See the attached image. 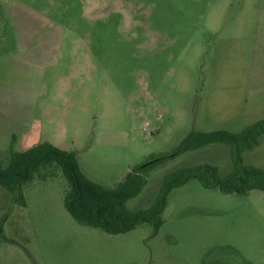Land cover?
<instances>
[{
    "label": "rangeland",
    "instance_id": "obj_1",
    "mask_svg": "<svg viewBox=\"0 0 264 264\" xmlns=\"http://www.w3.org/2000/svg\"><path fill=\"white\" fill-rule=\"evenodd\" d=\"M261 119L264 0H0L4 168L31 137L75 151L88 178L113 188L192 130ZM205 163L230 174V147L158 166L127 209L149 208L167 174ZM244 163L264 169V135ZM68 188L57 165L23 187L25 205L0 186V264H264V192L192 180L170 193L157 233L111 235L70 216Z\"/></svg>",
    "mask_w": 264,
    "mask_h": 264
},
{
    "label": "trees",
    "instance_id": "obj_2",
    "mask_svg": "<svg viewBox=\"0 0 264 264\" xmlns=\"http://www.w3.org/2000/svg\"><path fill=\"white\" fill-rule=\"evenodd\" d=\"M263 135L264 119L249 124L240 132L192 130L171 151L151 154L144 162L133 166L124 181L113 188H106L88 178L80 168L75 151L42 142L24 151L11 150L5 168L0 161V186L11 192L17 203L25 205L23 187L32 182L42 168L57 165L69 186L64 206L78 224L101 229L111 235L125 234L140 225L150 224L157 233L163 224L162 216L170 193L192 180L198 181L203 188L217 189L223 194L247 196L254 190L264 192V169L244 163V154L258 147ZM213 144L230 147L233 162L230 174L222 176L216 166L207 163L180 168L164 177L149 208L139 211L127 209V202L143 191L148 176L158 166Z\"/></svg>",
    "mask_w": 264,
    "mask_h": 264
},
{
    "label": "crops",
    "instance_id": "obj_3",
    "mask_svg": "<svg viewBox=\"0 0 264 264\" xmlns=\"http://www.w3.org/2000/svg\"><path fill=\"white\" fill-rule=\"evenodd\" d=\"M44 55V54H43ZM31 137H26L25 138V145H27V146H25V148L22 150V151H24V150H27V149H29L30 147H32V141H30L31 139H30ZM14 145V144H13ZM31 145V146H30ZM36 145V144H35ZM34 146V145H33ZM13 147V146H12ZM11 147V148H12ZM14 150V149H13ZM15 151V150H14Z\"/></svg>",
    "mask_w": 264,
    "mask_h": 264
}]
</instances>
